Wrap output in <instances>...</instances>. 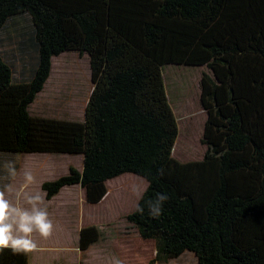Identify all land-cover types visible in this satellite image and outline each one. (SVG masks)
Wrapping results in <instances>:
<instances>
[{
    "label": "trees",
    "instance_id": "obj_1",
    "mask_svg": "<svg viewBox=\"0 0 264 264\" xmlns=\"http://www.w3.org/2000/svg\"><path fill=\"white\" fill-rule=\"evenodd\" d=\"M21 14L33 25L23 54L34 51L35 60L16 78L0 54V152L83 156L81 171L71 166L41 184L46 199L79 184L96 204L107 180L143 178L127 220L155 242L148 264L184 251L198 264H264V0H0V30ZM68 50L89 57L84 119L31 115L52 57ZM167 64L212 71L201 77L200 160L172 156L178 127ZM99 236L96 226L82 227L80 250ZM28 262L29 252L0 250V264Z\"/></svg>",
    "mask_w": 264,
    "mask_h": 264
},
{
    "label": "rangeland",
    "instance_id": "obj_2",
    "mask_svg": "<svg viewBox=\"0 0 264 264\" xmlns=\"http://www.w3.org/2000/svg\"><path fill=\"white\" fill-rule=\"evenodd\" d=\"M32 30L30 18L25 14L11 18L0 30V54L13 64L16 78L27 76L28 68L32 66L29 64L35 60L34 51L23 54V50L29 48ZM79 65L85 71L82 82L77 79L73 85V80H62L71 71L77 76ZM203 73L212 74V71L206 65L167 64L163 67L166 94L178 127L179 141L176 150H172V156L178 161L200 160L207 151V145L202 141L207 119V111L201 102ZM92 88L88 55L64 51L52 57L49 77L28 111L33 116L81 121ZM188 140L191 144L184 146ZM21 155L26 154L16 153V158ZM44 157L47 160L41 167L36 166L39 171L27 172L23 163L16 160L18 163L13 172L4 169L0 174V190L6 192L14 205L30 208L29 198L40 195L43 202L39 206L47 209L53 222L49 237L32 233L31 238L37 242L40 251L31 253V264H148L154 259V240L143 239L136 226L127 220L147 186L143 178L126 172L107 180V192L96 204L86 201L85 189L79 184L65 186L57 197L46 199L40 182L67 174L71 166L81 171L83 156L65 153ZM9 175L15 176L12 181L7 180ZM23 182L25 186H22ZM86 226H96L100 236L88 248L79 250V232ZM151 264H198V261L192 252L184 251L177 258Z\"/></svg>",
    "mask_w": 264,
    "mask_h": 264
},
{
    "label": "clouds",
    "instance_id": "obj_3",
    "mask_svg": "<svg viewBox=\"0 0 264 264\" xmlns=\"http://www.w3.org/2000/svg\"><path fill=\"white\" fill-rule=\"evenodd\" d=\"M164 199L166 197H160V200ZM42 202L43 197L37 195L29 198L30 208H20L7 198L4 190H0V250L31 252L38 248L37 242L31 238L33 232H38L42 238L51 235L53 222L47 209L39 206ZM153 211L159 214L160 209Z\"/></svg>",
    "mask_w": 264,
    "mask_h": 264
},
{
    "label": "crops",
    "instance_id": "obj_4",
    "mask_svg": "<svg viewBox=\"0 0 264 264\" xmlns=\"http://www.w3.org/2000/svg\"><path fill=\"white\" fill-rule=\"evenodd\" d=\"M22 154H26V155H21V157L16 158V154L15 153H4V152H0V173L4 169L5 170H10L8 168L9 166L10 167L11 166L15 167L16 166V163H18L17 161H19L20 164H21V162L23 163L22 166L24 167V169H26L27 172L33 171L34 169L37 170L38 168L41 167V164L43 163V161H46L47 160V157H44V156H47L48 154H65V153H38V152H34V153H22ZM36 166H39V167L37 168ZM14 170H15V168H14ZM39 170H37V171H39ZM21 171H24V170H21ZM14 177L15 176H13V175H9L7 177V180H11ZM47 181H50V180H47ZM23 183L24 184L22 186H25L26 183L25 182H23ZM40 183L42 184L43 181H41ZM67 187H69V186H67ZM61 190H63V188ZM61 190L55 195L56 197L61 192ZM44 198H45V192H44ZM26 202H27V200H26ZM79 236H80V232H79ZM78 246H79V237H78ZM37 250L40 251V249H36L34 251L29 252V262H28V264H31V257H30L31 256V253L32 252H35Z\"/></svg>",
    "mask_w": 264,
    "mask_h": 264
},
{
    "label": "bare ground",
    "instance_id": "obj_5",
    "mask_svg": "<svg viewBox=\"0 0 264 264\" xmlns=\"http://www.w3.org/2000/svg\"><path fill=\"white\" fill-rule=\"evenodd\" d=\"M75 74H78V75L77 76L76 75L74 76L73 71H71L69 74L63 76L62 80L63 81L73 80V82H72L73 85H75L77 79L79 80V82H82V80L84 79L83 77L85 75V71L83 70L82 66L79 65L76 68V73ZM178 141H179V136L176 138V141H175L174 146H173V151L176 150V146L178 144ZM189 144H191V141L190 140H188V142H186L184 146H187L188 147Z\"/></svg>",
    "mask_w": 264,
    "mask_h": 264
},
{
    "label": "water",
    "instance_id": "obj_6",
    "mask_svg": "<svg viewBox=\"0 0 264 264\" xmlns=\"http://www.w3.org/2000/svg\"><path fill=\"white\" fill-rule=\"evenodd\" d=\"M84 114H85V110H84ZM172 150H173V148H172Z\"/></svg>",
    "mask_w": 264,
    "mask_h": 264
}]
</instances>
